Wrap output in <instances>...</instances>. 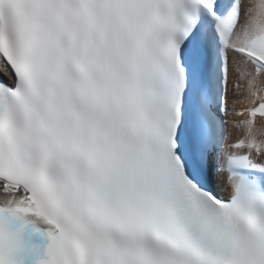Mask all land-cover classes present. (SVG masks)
<instances>
[{"label": "snow or ice", "instance_id": "obj_1", "mask_svg": "<svg viewBox=\"0 0 264 264\" xmlns=\"http://www.w3.org/2000/svg\"><path fill=\"white\" fill-rule=\"evenodd\" d=\"M257 117L264 0H0V264H264Z\"/></svg>", "mask_w": 264, "mask_h": 264}, {"label": "bare ground", "instance_id": "obj_2", "mask_svg": "<svg viewBox=\"0 0 264 264\" xmlns=\"http://www.w3.org/2000/svg\"><path fill=\"white\" fill-rule=\"evenodd\" d=\"M232 133H233V137H235L237 134V132L234 129H232Z\"/></svg>", "mask_w": 264, "mask_h": 264}]
</instances>
